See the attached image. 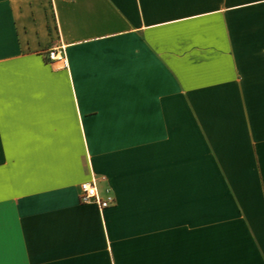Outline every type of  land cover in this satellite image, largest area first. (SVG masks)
Returning a JSON list of instances; mask_svg holds the SVG:
<instances>
[{"label":"crops","instance_id":"obj_1","mask_svg":"<svg viewBox=\"0 0 264 264\" xmlns=\"http://www.w3.org/2000/svg\"><path fill=\"white\" fill-rule=\"evenodd\" d=\"M0 264H264V0H0Z\"/></svg>","mask_w":264,"mask_h":264},{"label":"built area","instance_id":"obj_2","mask_svg":"<svg viewBox=\"0 0 264 264\" xmlns=\"http://www.w3.org/2000/svg\"><path fill=\"white\" fill-rule=\"evenodd\" d=\"M54 55V53H51V58H54ZM80 191L81 203L96 204L100 210L110 207L115 202V198L110 189L106 191V196L100 194L95 177L90 182L83 183Z\"/></svg>","mask_w":264,"mask_h":264}]
</instances>
